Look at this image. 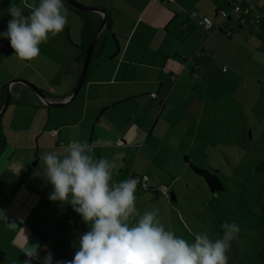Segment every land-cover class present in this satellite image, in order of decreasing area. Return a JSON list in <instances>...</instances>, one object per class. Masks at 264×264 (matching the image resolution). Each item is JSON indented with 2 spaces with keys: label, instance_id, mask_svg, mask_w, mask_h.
<instances>
[{
  "label": "crops",
  "instance_id": "obj_1",
  "mask_svg": "<svg viewBox=\"0 0 264 264\" xmlns=\"http://www.w3.org/2000/svg\"><path fill=\"white\" fill-rule=\"evenodd\" d=\"M74 1L84 7L104 10L107 23L97 36L84 82L73 98L88 45L103 20L102 13L65 2L70 13L68 25L42 44L39 57L30 62L20 61L9 40L0 38V111L6 92L10 95L0 118L3 142L0 179L5 202H0V209L17 225L9 230L0 221V241L8 235L12 246L28 226L41 239L40 249L45 246L48 228H82L85 224L70 205L49 200L53 189L44 178L41 153L58 149L72 140H87L97 158H107L116 164L117 182L125 180V174L130 173L148 176L149 191L158 194L168 188L167 193L173 198V185L180 178L174 168L183 176L189 175L190 164L197 163L192 150L196 145L203 150V141L207 143L200 138L220 135L222 124L233 129L221 117V110L233 115L223 106L224 95L239 97L242 87L251 93V85H256V79L238 73L239 65L264 70V63L257 58L264 57V52L258 47L245 50L252 37L259 34L256 27L250 26L260 22L257 18L232 30L230 37L220 32L203 33L188 18L184 23L186 34L172 33L179 47L167 48L170 30L160 23L166 35H155L154 24L161 20L146 17L145 9L162 16L163 13L174 15V19L180 0L163 6L161 3V6L147 5L127 33L119 27L122 21L100 4L101 0ZM246 1L260 15L264 9L262 0ZM26 3L29 0H0V32L6 31L11 19L7 14L9 4L24 6L27 15ZM85 25L87 31L83 32ZM111 35L117 50L109 43ZM259 78L263 81L264 74ZM20 80L43 91L49 102L66 101L65 105H47ZM229 130L225 135L231 133ZM118 141L122 145L118 146ZM13 204L10 211L9 206ZM70 213L73 225L68 224ZM5 258L7 261L6 255Z\"/></svg>",
  "mask_w": 264,
  "mask_h": 264
},
{
  "label": "rangeland",
  "instance_id": "obj_2",
  "mask_svg": "<svg viewBox=\"0 0 264 264\" xmlns=\"http://www.w3.org/2000/svg\"><path fill=\"white\" fill-rule=\"evenodd\" d=\"M146 1L149 0H101L99 3L105 5L114 17L122 21L119 27L127 33L141 18L144 7L149 4L161 6L159 1L150 0L151 3ZM228 1L180 0L179 10L177 9V16L174 19H172L174 15L169 14L168 16L163 13L162 16L161 13H155L151 9H145V16L158 17L161 20L154 24L157 28L155 35L160 33L166 35L160 23L166 24V28L171 33L167 48L179 47L172 33L175 32L179 36L186 34L187 28L184 23L188 18L193 21L192 16L195 14L198 19L206 16L213 23L219 24L222 18L217 15L218 10L232 12ZM33 2L38 4L39 0H29V3L25 5ZM262 2L264 3L263 0ZM109 10L106 11L110 13ZM244 10L245 6H243L241 15ZM259 14L251 11L249 16L245 15L248 21H257L255 18L260 20L258 24L250 25L253 28L256 27L259 34L253 36L248 42L245 47L247 51L251 47L252 49L258 47L261 52H264V9ZM250 26L247 28H251ZM112 38L111 35L109 43L117 50ZM189 49H191L190 46ZM252 49L251 54H253ZM257 58L264 63L263 56L258 55ZM256 66L260 67L259 64ZM238 70V73L250 79H256V85H251V93L242 87V94L239 97L224 95L223 106L233 115H229V111L221 110V117L227 119L233 129L229 130L228 126L222 124L223 129L220 135L200 138L207 140V143L204 144V141L202 143L203 150L198 149L199 145L192 150L196 164H200L201 169L215 174L222 183L223 190L212 192L207 187L206 181L196 176L191 169L189 175L183 176L178 173L177 168H174L180 177L179 181L173 185L174 197L170 198V193L165 194L161 191L155 194L151 191L137 190V208L141 214L145 211L159 209V218L166 228L173 230L177 236L189 243L194 242L195 233L203 231H207L210 238L215 239L222 235L221 225L225 221L236 222L240 227V232L232 241V247L228 252L229 264H264V87H262L264 80L262 81L261 78H259L261 81L257 80V77L264 74V70L243 64L239 65ZM251 120H254V123ZM226 130L231 133L225 135ZM196 144L199 142L196 141ZM131 176V173L128 176L125 174V180ZM2 184L0 179V202L4 201L1 191ZM166 185H169V182ZM14 204L9 206L10 211H13ZM69 217L68 224L73 225L74 220L71 218V213ZM88 230L87 224H84L82 228L78 226L76 228L68 226L62 230L48 228L45 246L38 249L41 239L36 237L28 226L20 233L15 246L10 243V237L5 235L0 241V248L7 257L6 264H23L29 259L23 251L33 249V246L38 249L39 254L31 260V264H44L45 257L49 254H51L52 264H56L60 260L73 259L79 247V236ZM19 248L24 250L21 252Z\"/></svg>",
  "mask_w": 264,
  "mask_h": 264
},
{
  "label": "clouds",
  "instance_id": "obj_3",
  "mask_svg": "<svg viewBox=\"0 0 264 264\" xmlns=\"http://www.w3.org/2000/svg\"><path fill=\"white\" fill-rule=\"evenodd\" d=\"M24 6L10 4L11 19L0 38L8 39L20 61L39 57L42 44L63 32L68 25L69 10L65 0H39ZM45 103V101H44ZM40 165L44 178L52 185L49 200L70 205L88 225L79 236L78 250L72 260L56 264H229L228 252L240 227L225 221L222 235L210 238L207 231L194 234L189 243L166 228L159 218V209L137 208L139 181L114 179L116 164L107 158H97L87 140H72L60 148L41 153ZM168 191H166L167 193ZM0 221L7 229L17 227L3 209ZM25 249L31 264L36 248ZM44 264H52L51 254Z\"/></svg>",
  "mask_w": 264,
  "mask_h": 264
},
{
  "label": "trees",
  "instance_id": "obj_4",
  "mask_svg": "<svg viewBox=\"0 0 264 264\" xmlns=\"http://www.w3.org/2000/svg\"><path fill=\"white\" fill-rule=\"evenodd\" d=\"M230 1V0H229ZM229 1H228V4H229ZM264 1V0H263ZM243 2L246 4V5H248V3H247V1L246 0H243ZM167 4H169V3H167ZM250 4V3H249ZM163 5V4H162ZM164 5H166V4H164ZM230 5V4H229ZM241 9H243V5L241 6ZM219 11H224V12H226V13H228L227 11H225V10H218V12H217V15L218 16H220L221 17V15L219 14ZM192 18H193V21L194 22H196V24H197V26L199 27V29H200V31L201 32H206L207 34H209V35H211V34H213V33H215V32H220V33H222V34H224V35H227L226 34V31L223 29V28H219L218 30H216L215 32H213V30L212 29H206L205 27H204V24H202V20H203V18L202 19H198V17H197V15L195 14L194 16H192ZM222 18V17H221ZM230 19L229 20H224L223 18H222V21L219 23V24H215V23H213V26H214V28L216 27H218L220 24H222L223 23V25L224 26H227L228 24H232L233 25V28H232V30H234L235 28H237V27H240V26H242V25H244V24H240L239 22H238V20L236 19V16H231V17H229ZM210 19V18H209ZM211 20V19H210ZM212 21V20H211ZM246 24V23H245ZM85 31H87V25H85L84 26V28H83V32H85ZM213 32V33H212ZM227 37H230V35H227ZM199 54H200V50L199 51H197L196 52V56H199ZM223 71H226V68L224 67L223 68ZM173 80H175V77L173 76L172 77V81ZM2 137H0V148L2 147ZM190 169L195 173V175L197 176H199V177H201V178H203L205 181H206V184H207V187L210 189V191H212V192H220V191H222L223 190V185H222V183L220 182V180L218 179V177L215 175V174H213V173H211V172H209V171H207V170H205V169H201V167H200V164H190ZM198 179V178H197ZM137 190L139 191H143V190H141V189H139V188H137ZM150 189H149V187H148V190H146V191H143V192H148ZM7 261H6V258H5V255L2 253V252H0V264H5Z\"/></svg>",
  "mask_w": 264,
  "mask_h": 264
},
{
  "label": "water",
  "instance_id": "obj_5",
  "mask_svg": "<svg viewBox=\"0 0 264 264\" xmlns=\"http://www.w3.org/2000/svg\"><path fill=\"white\" fill-rule=\"evenodd\" d=\"M65 2L71 4V5L79 8V9H84V10H87V11H95V12H98V13H102L103 14V20H102L100 26L98 27L97 32L95 33V35L93 36L92 40L90 41V43L88 45V49L86 51L83 68H82L81 74L79 76V79L77 81V84L75 86V89L73 91V94L71 96V98H73L78 93L79 89L81 88V86H82V84L84 82V78L86 76V73H87V70H88V67H89L90 58H91L92 52L94 50V45H95L96 40H97V36L101 32V30L103 29V27L106 25L107 20L105 18L106 12L104 10H101V9H98V8H88V7H84V6L79 5L74 0H65ZM20 81L23 84L27 85L32 91H34L39 98L44 99L45 100V103L47 105H51V106H63V105H65V102L66 101L65 102L63 101V102L58 103V104L49 102L47 100V97L43 93V91L39 90L35 85L29 83L28 81H24V80H20ZM9 102H10V95H9V92L7 91L6 92L5 102H4V104L2 106V109L0 111V118H1V116L3 114V112L5 111L6 107L8 106Z\"/></svg>",
  "mask_w": 264,
  "mask_h": 264
},
{
  "label": "built area",
  "instance_id": "obj_6",
  "mask_svg": "<svg viewBox=\"0 0 264 264\" xmlns=\"http://www.w3.org/2000/svg\"><path fill=\"white\" fill-rule=\"evenodd\" d=\"M152 1H159L161 4H167V3H171L173 2L174 0H152ZM229 4L232 8V12L231 13H226L224 11H219V14L221 15V17L224 19V20H229L232 15L233 16H236V19L238 20V22L240 24H245L247 22V18H246V14L251 12L252 9H253V6L252 4H248L246 5L243 0H230L229 1ZM245 6V10H244V13L241 15V6ZM202 24H204V27L206 29H212L213 32H215L216 30H218L219 28H223L225 31H226V34L227 35H230L232 33V28H233V25L232 24H228L227 26H224L223 23L220 24L217 28L213 26V23L212 21L208 18V17H204L203 20H202ZM212 32V33H213ZM56 133V132H54ZM117 145L120 146L122 145V141H118L117 142ZM130 178H136L138 181H139V184H138V188L143 190V191H146L148 190V176H131ZM167 189L165 188L164 189V193H166ZM71 223H73L71 221Z\"/></svg>",
  "mask_w": 264,
  "mask_h": 264
}]
</instances>
